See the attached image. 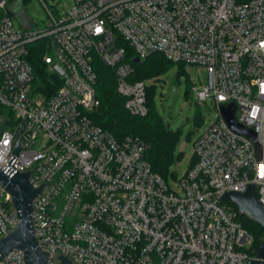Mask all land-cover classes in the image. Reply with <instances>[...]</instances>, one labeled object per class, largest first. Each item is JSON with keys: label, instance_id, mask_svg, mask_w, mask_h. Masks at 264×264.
<instances>
[{"label": "built area", "instance_id": "2783aa9c", "mask_svg": "<svg viewBox=\"0 0 264 264\" xmlns=\"http://www.w3.org/2000/svg\"><path fill=\"white\" fill-rule=\"evenodd\" d=\"M7 5L0 0V169L30 173V184L43 187L32 222L47 264L255 259L252 237L224 196L254 184L264 205V0H74L62 13L46 7L47 22L35 30L16 28ZM39 41L61 81L48 98L29 61ZM128 46L140 61L162 54L206 70L207 84L192 88L218 116L193 145L182 193L153 170L144 141L119 139L92 119L98 60L113 71L127 112L148 114V86L131 79ZM230 103L255 140L229 127L221 107ZM18 223L0 183V238ZM0 264H25L24 253L14 249Z\"/></svg>", "mask_w": 264, "mask_h": 264}, {"label": "trees", "instance_id": "16d2710c", "mask_svg": "<svg viewBox=\"0 0 264 264\" xmlns=\"http://www.w3.org/2000/svg\"><path fill=\"white\" fill-rule=\"evenodd\" d=\"M30 49L29 61L37 77L35 87L37 91L45 93L46 98H48L55 93L61 81L55 74L48 71L43 62L46 53L45 42L34 43ZM127 49V60L134 68V74L131 78L134 81L152 79L162 73L166 67L175 63L162 54H153L142 60L140 64H136L133 49L129 46ZM176 64L184 66L182 63ZM96 71V92L100 105L92 113V119L119 139L125 136H136L144 141L148 146L147 160L151 163L153 170L167 181L169 165L173 159L177 142V133L166 127L155 112V102L151 89L148 88L147 90L148 114L144 117L132 116L125 109L124 98L117 93L116 77L113 71L99 60L96 63ZM194 163L195 158L193 157L191 166ZM232 207L236 209L233 204ZM238 220L252 237V245L248 252L251 257H255L260 243L264 240V228L240 214Z\"/></svg>", "mask_w": 264, "mask_h": 264}, {"label": "rangeland", "instance_id": "374dc122", "mask_svg": "<svg viewBox=\"0 0 264 264\" xmlns=\"http://www.w3.org/2000/svg\"><path fill=\"white\" fill-rule=\"evenodd\" d=\"M14 26L18 29L41 28L47 22V10L60 13L70 9L74 0H7ZM154 97L155 112L164 125L177 133L173 159L169 165L167 182L182 193L179 181L191 166L195 141L217 118L218 110L208 100L200 101L193 86L207 84L205 68L191 64H171L152 79L144 80ZM238 114V113H237ZM247 251V249H245Z\"/></svg>", "mask_w": 264, "mask_h": 264}, {"label": "water", "instance_id": "95a60500", "mask_svg": "<svg viewBox=\"0 0 264 264\" xmlns=\"http://www.w3.org/2000/svg\"><path fill=\"white\" fill-rule=\"evenodd\" d=\"M140 64L139 59H134ZM236 106L230 103L222 106L221 112L229 127L239 134H245L251 140L256 135L253 130L238 124L234 118ZM19 151V143L16 146V154ZM30 173H10L0 169V183L10 194L16 210L19 223L16 228L3 238H0V259L14 249L24 253L25 264H47L48 254L39 247L34 235L32 222L33 201L41 194L43 187L34 188L29 182ZM225 199L235 205L239 214L245 216L264 228V205L258 201L257 186L252 184L243 193L228 192ZM62 264H70L67 257H60ZM249 264H264V240L260 243L255 259Z\"/></svg>", "mask_w": 264, "mask_h": 264}, {"label": "snow or ice", "instance_id": "6c2138e0", "mask_svg": "<svg viewBox=\"0 0 264 264\" xmlns=\"http://www.w3.org/2000/svg\"><path fill=\"white\" fill-rule=\"evenodd\" d=\"M260 173L262 176H264V165H261L260 167Z\"/></svg>", "mask_w": 264, "mask_h": 264}]
</instances>
